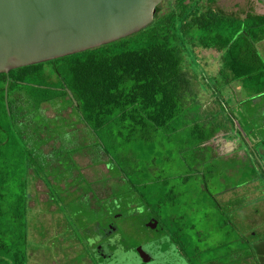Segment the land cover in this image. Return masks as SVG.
Wrapping results in <instances>:
<instances>
[{"label":"rangeland","instance_id":"374dc122","mask_svg":"<svg viewBox=\"0 0 264 264\" xmlns=\"http://www.w3.org/2000/svg\"><path fill=\"white\" fill-rule=\"evenodd\" d=\"M263 41L257 46L264 60ZM182 49L189 88L180 116L183 121L188 118V123L168 139L155 136L153 140H141L142 143L136 140L130 147L125 145L123 160L128 161V169L124 177L114 163L107 166L108 159L102 154L96 136L85 124L77 123L78 116L70 107L57 112L46 104L43 111H30L31 116L25 118L29 129L22 141L32 153L27 158L33 166L23 165L26 159L18 162L17 175L8 187L9 192L14 191L18 196H22L24 189L30 194L25 215L26 264H101L93 246L96 240L104 238L99 230L112 221L117 230L110 238L106 236L108 246L112 243L110 250L117 242L120 252L139 245L144 246L145 251L157 252L160 257H170L164 259L165 263H157L151 253L154 260L147 264H256L260 259L255 247L250 249V243L258 244L264 239V184L259 179L254 180V185L251 183V188L243 183L235 189L229 185L240 182L244 168L233 151L241 146L235 153L240 157L242 153H245L243 157L249 156L239 138H234L236 132L249 150L257 140L250 130H262L259 138L264 137V121L258 118L264 113V97H254L248 102L249 93L246 94L239 83L222 84L213 74L217 66L206 65L213 64L211 60H214L207 51L191 49L186 44ZM209 58L211 60L207 61ZM221 87H224V96L218 91ZM59 103L63 106L67 100ZM201 115L203 120L212 117L216 126L225 124L222 127L232 132L230 137L234 139L218 137L216 153L224 158L210 156L208 150H202L195 166L194 153L187 150L184 155L182 150L191 147L189 126L191 121H202ZM3 125L6 124L3 122ZM4 134L0 132V140L4 139ZM194 166L200 170L213 166L218 172L206 171L194 179L189 176ZM164 176L168 179L161 182L158 177ZM143 182L150 184L143 187ZM132 184L140 185L134 188ZM226 187L233 190L219 193ZM254 188L256 190L252 191ZM169 191L173 197L152 208L160 210L162 225L165 222L169 227L180 225L179 232L173 231L174 235H180L178 238L163 237L159 231L143 227L146 210H151L152 204L148 206L141 200V194L147 200H161ZM259 194L262 196H256ZM11 200L8 196L3 204L7 210L12 208ZM218 201L222 202L220 206ZM114 211L119 215L115 219L111 215ZM162 225L159 226L163 228ZM16 242L19 245L20 241ZM118 250L114 251L118 253ZM129 259H126L127 264H139L133 251Z\"/></svg>","mask_w":264,"mask_h":264},{"label":"trees","instance_id":"16d2710c","mask_svg":"<svg viewBox=\"0 0 264 264\" xmlns=\"http://www.w3.org/2000/svg\"><path fill=\"white\" fill-rule=\"evenodd\" d=\"M262 40L264 14H252L226 22L92 49L11 69L7 73L1 72L0 115H3V118L0 119V132H4L5 136L0 140V264H26L25 215L30 194L24 189L22 196H18L14 191L9 192L8 187L17 175L18 162L26 159L23 165L33 166L27 158L32 153L27 150V143L22 141L25 131L29 129L25 118L31 116L30 111H43V105L46 104L57 112L70 107L78 116L77 123L85 124L84 126L96 136L97 142L102 146V154L108 159L107 166L114 163L115 168L124 177L128 169V161L123 160L125 145L130 147L136 140L142 143L141 140H153L155 136H165L168 139L172 133L188 123V118L183 121L180 116L181 105L187 101L189 88L187 69L183 66L184 44L190 45L191 49L209 51L208 56L211 55L218 63L219 81L222 84L226 82L227 85L239 83L245 93H249V102L254 97H264V60L256 46ZM223 88L218 90L222 96L225 95ZM67 90L73 94L76 104ZM66 100L67 104L60 106L59 102ZM242 118L246 121V118ZM258 118L261 122L264 121V113ZM201 120L191 121L188 130L191 147L182 150L185 151L184 155L187 150L194 153L192 158L195 166L202 150H208L210 156L224 158L216 153V139L221 135L223 139H232L230 135H233L224 128L225 124L221 123L224 127L214 125L212 117L203 120L201 115ZM20 124L23 126L17 127ZM261 131L250 130L253 138L257 139L256 145L251 146L250 150L238 131L235 134L234 138H239L249 156L243 157L245 153H242L240 157L235 153L241 146H237L238 149L232 153L237 156L240 164L244 165L240 182H232L229 185L234 189L242 183L251 188L254 180L258 182L259 179L264 184V137L259 138ZM217 133L220 134L217 136ZM18 140L19 144L15 146ZM42 146L43 143L39 145L40 150ZM135 159L139 160L138 157ZM195 166L190 168L192 173H189L194 179L199 175L203 176L206 171L211 174L218 172L217 167L200 170ZM227 171L230 172L229 169ZM167 177L158 178L162 179L161 182H166ZM19 179L20 177L17 181ZM149 184L143 182L141 186ZM132 185L137 188L140 184ZM230 189L226 187L219 193ZM258 189L263 192L262 188ZM8 196L12 199V208L7 210L3 204ZM141 196V200L148 206L152 204L151 210H146V221L148 220V223L152 220L153 226L143 223V227L153 229L157 224L162 225L160 210H155L152 206L170 200L173 197L171 191L164 194L165 197L161 200H147L143 193ZM228 200L224 202L227 203ZM217 204L220 206L222 202L218 201ZM114 213L117 211L111 213L112 217ZM177 225L172 224V227H169L165 222L163 228L160 226L159 234L164 235L163 237L168 235L178 238L180 235L173 233L175 229L178 232L181 229L180 225ZM16 241H20L22 248ZM177 241L183 244V241ZM259 241L254 244L248 240V243L251 245L250 249L255 247L259 255L260 259L256 264H263L264 250L261 242H264V239ZM183 249L184 246H181L180 250Z\"/></svg>","mask_w":264,"mask_h":264},{"label":"water","instance_id":"95a60500","mask_svg":"<svg viewBox=\"0 0 264 264\" xmlns=\"http://www.w3.org/2000/svg\"><path fill=\"white\" fill-rule=\"evenodd\" d=\"M263 11L264 0H0V73Z\"/></svg>","mask_w":264,"mask_h":264},{"label":"flooded vegetation","instance_id":"af4514ba","mask_svg":"<svg viewBox=\"0 0 264 264\" xmlns=\"http://www.w3.org/2000/svg\"><path fill=\"white\" fill-rule=\"evenodd\" d=\"M118 216H119L118 213H114L112 218L115 219ZM147 221L144 222V225H145V223L147 225ZM152 228L153 229H151V230H155V231H159L161 229V227L158 224ZM116 230H117V226L115 225L114 221L109 222V224H107L105 228H101V230H99L102 233L101 235L104 236V238L99 242H97V240H96L95 245L93 247H94V255L100 259L99 262L101 264H119V262L121 264H127L126 259L127 260L129 259V255H130V253L134 247L120 252L118 249H121V246L119 244H117V242L114 241L115 242L114 246L110 250L109 247L112 245V243L108 246L107 241H106V236L108 238H110L111 237L110 235L115 233ZM136 247H139V245H137ZM136 247L134 248L133 253H136V257L138 258L137 260L139 261L138 262L139 264H147L148 262L149 263L152 262L154 260V257L152 254H154L155 260L157 263L158 262L159 263H165L164 259L169 260V258H170L166 255L160 257L161 255H159L157 252L154 253L152 251H145L143 249V254L148 258V259H144L143 257L139 256V254L136 250ZM115 249L118 250V253H116V251H114ZM158 257H160V258H158ZM129 261L131 262L130 259L128 260V262ZM157 263H155V264H157ZM132 264H134V263H132Z\"/></svg>","mask_w":264,"mask_h":264},{"label":"crops","instance_id":"0c3cea01","mask_svg":"<svg viewBox=\"0 0 264 264\" xmlns=\"http://www.w3.org/2000/svg\"><path fill=\"white\" fill-rule=\"evenodd\" d=\"M256 14H264V12L263 13H256ZM264 42V41H263ZM262 43V42H261ZM260 43V44H261ZM256 46H257V44H256ZM257 48H258V46H257ZM260 50V49H259ZM206 51V50H205ZM208 53H210L209 51H207V55H208ZM211 59L209 58L207 61H210ZM206 61V62H207ZM212 62H213V64H206L207 66H211V65H216L217 67L216 68H218V63L215 61V60H211ZM213 74L214 75H216V76H218L219 77V72H218V69H216L214 72H213ZM222 136V135H221ZM220 139H222L221 137H220ZM228 139H230V138H228ZM232 139H234V138H232ZM226 141V140H225ZM261 244H262V248H263V250H264V242H261ZM264 264V263H263Z\"/></svg>","mask_w":264,"mask_h":264}]
</instances>
